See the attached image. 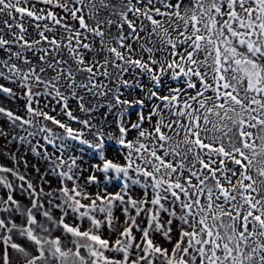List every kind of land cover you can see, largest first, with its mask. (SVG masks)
Here are the masks:
<instances>
[{"label":"snow or ice","instance_id":"snow-or-ice-1","mask_svg":"<svg viewBox=\"0 0 264 264\" xmlns=\"http://www.w3.org/2000/svg\"><path fill=\"white\" fill-rule=\"evenodd\" d=\"M0 117V264H264V0H0Z\"/></svg>","mask_w":264,"mask_h":264},{"label":"rangeland","instance_id":"rangeland-1","mask_svg":"<svg viewBox=\"0 0 264 264\" xmlns=\"http://www.w3.org/2000/svg\"><path fill=\"white\" fill-rule=\"evenodd\" d=\"M5 106L13 108L14 110L18 111V114L23 115L21 102H17L16 104L6 103ZM3 119H4L3 117H0V121H3ZM20 134L24 135L25 133L21 132ZM6 147L15 148V146L12 144L6 145ZM48 150L51 151L50 149H48ZM21 151L24 155H29L33 161H35L37 159L35 156H32L30 153H28L27 146H25L23 149H21ZM0 163L8 164L10 166V161L6 157H3V156H0ZM21 171H23V168H21ZM51 178L53 180H55V177H51ZM53 186H55V185H53ZM110 187H112V186H110ZM17 196H18V198L23 199V197H21L19 195V193H17ZM25 203H27L26 200H25Z\"/></svg>","mask_w":264,"mask_h":264},{"label":"trees","instance_id":"trees-1","mask_svg":"<svg viewBox=\"0 0 264 264\" xmlns=\"http://www.w3.org/2000/svg\"><path fill=\"white\" fill-rule=\"evenodd\" d=\"M41 143H43V141H41ZM48 149H50V150L52 151V149H51V147H50V146H48Z\"/></svg>","mask_w":264,"mask_h":264}]
</instances>
